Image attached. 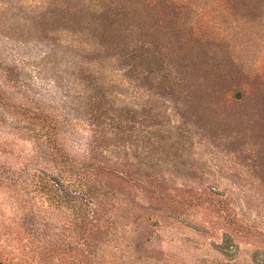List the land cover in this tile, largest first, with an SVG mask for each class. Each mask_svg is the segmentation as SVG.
<instances>
[{"label": "rangeland", "instance_id": "rangeland-1", "mask_svg": "<svg viewBox=\"0 0 264 264\" xmlns=\"http://www.w3.org/2000/svg\"><path fill=\"white\" fill-rule=\"evenodd\" d=\"M0 261L264 264V0H0Z\"/></svg>", "mask_w": 264, "mask_h": 264}, {"label": "trees", "instance_id": "trees-1", "mask_svg": "<svg viewBox=\"0 0 264 264\" xmlns=\"http://www.w3.org/2000/svg\"><path fill=\"white\" fill-rule=\"evenodd\" d=\"M88 5H89V3H88ZM128 5H130V4L128 3ZM124 6H127V5H124ZM79 10H80L79 8H73L71 6H69V8L67 9L68 12H72V13H77V12H79ZM64 15L66 16V13ZM71 15L72 14H70V16ZM91 48H93V47H91ZM51 130L48 131L49 137H48V140L46 142L47 143V148L39 146V150H40V152H41L43 157L52 159V161L57 164V161L61 158V155L59 153L60 147L57 144L56 140L54 139ZM57 165H60V162ZM98 168L99 167H97V166H91L90 168H86L87 171H85V173L80 175L81 184L86 186V189H85V198L86 199L84 201H85V204L89 205V208H90L89 211L85 212L84 219L90 218V216L91 217L95 216L94 218H95V221H96L97 224H99L100 213H99V208L97 207V204H96V202L93 199V195H92L93 191H92V188H91L89 182L92 181V176L91 175L96 174ZM87 199H88V201H86ZM95 227H98V225H95ZM95 227H93V229ZM87 234H90V232L87 233ZM0 264H2L1 261H0Z\"/></svg>", "mask_w": 264, "mask_h": 264}]
</instances>
